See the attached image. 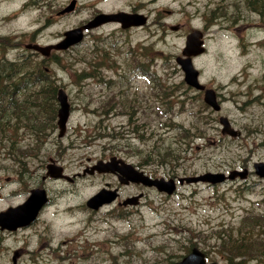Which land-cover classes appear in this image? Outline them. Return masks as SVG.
Listing matches in <instances>:
<instances>
[{"label":"rangeland","instance_id":"374dc122","mask_svg":"<svg viewBox=\"0 0 264 264\" xmlns=\"http://www.w3.org/2000/svg\"><path fill=\"white\" fill-rule=\"evenodd\" d=\"M22 1L0 0L2 38L21 40L23 33L48 44L98 12L123 10L146 19L129 29L105 23L56 52L38 91L23 89L16 99L27 115L5 114L19 121L13 143L19 159L6 157L2 140L0 211L22 203L33 188L45 189L50 202L29 226L0 231V264H12L15 251L16 264H171L191 245L207 261L226 264L225 247L234 239L242 246L231 250L239 255L232 262L263 263L254 241L264 237V179L253 165L264 162V0H76L73 11L60 15L70 0H47L21 12ZM191 30L203 35L204 50L192 62L200 82L216 91L218 110L184 83L175 62ZM48 82L62 87L70 103L67 131L60 137L56 118L53 127L37 118L44 123L41 132L30 124L31 96L48 98L39 91ZM221 115L235 137L223 130ZM4 131L15 135L12 127ZM111 155L165 178L248 172L213 184H178L171 195L130 184L121 187V196L143 191L138 205L122 208L113 202L90 209L85 201L105 182L118 181L82 172ZM48 163L71 180L47 175ZM219 235L230 241L223 245Z\"/></svg>","mask_w":264,"mask_h":264},{"label":"water","instance_id":"95a60500","mask_svg":"<svg viewBox=\"0 0 264 264\" xmlns=\"http://www.w3.org/2000/svg\"><path fill=\"white\" fill-rule=\"evenodd\" d=\"M75 0H72L70 4L61 12L69 11L73 9ZM107 21H119L122 24V27H127L131 24H143L145 22V17L139 14H129L122 11L116 13H100L97 14L93 20L84 24L81 27L71 29L64 33L65 39L56 45L49 46H38L34 45L33 48L39 50L43 54H48L49 49L53 48H66L69 44L78 41L81 38V30L83 28H90L97 26L103 22ZM142 21V22H141ZM127 22V23H126ZM175 27L172 26L171 29ZM68 43V44H67ZM65 44V45H63ZM36 46V47H35ZM204 47L202 46L201 40V32L198 30H192L187 36L185 41V47L182 50V54L185 57H176V61L180 64L183 72H184V81L188 86H192L196 89H203V86L198 81V71L193 67L191 56H196L202 53ZM56 99L59 103V107L57 109V121L56 124L58 126L59 132L58 136H62L65 130L66 121L69 115V103L67 101V95L62 90L59 89L56 93ZM204 100L210 104L214 109L218 110L219 105L215 99V94L211 89H206L204 94ZM220 123L223 124V130L229 133L232 136H236L238 133L230 127L229 121L226 117H220ZM48 173L54 177L61 176V167L55 166L53 164H48ZM255 173L261 177H264V162H259L254 164ZM55 169L57 172H53ZM97 171L98 173L104 172H113L117 174V177L121 183L135 182L141 183L145 186H154L158 191H163L168 194L172 193L175 188V182L173 179L165 180L163 178H150L145 175L142 171H138L134 168L130 163L125 162L121 158H117L112 156L107 161L99 160L92 166H90L87 170L89 173H93ZM236 172H232L230 177ZM242 177L246 175V171L239 173ZM208 179L211 182L215 183L224 179L223 174H204L193 177H185L187 182H194L197 180H205ZM183 179L179 178V182L182 183ZM32 196V198H31ZM117 196L116 190H107L106 188L100 189L96 194L87 199V206L97 209L103 203H109L113 201ZM35 197V198H34ZM31 198V200H30ZM43 199H45L44 191L40 189L31 190V195L29 196L28 201H31L25 214L17 215L14 211H17L18 208L22 206H17L15 208H8L6 211L0 213V228H8V229H16L20 225H24L29 223L32 220L38 209L40 208ZM137 200V196H133L124 200L122 203L125 205L127 203L134 204ZM38 206V208H37ZM32 209V210H31ZM13 260L15 261V256H13ZM174 264H217V263H205L203 260L202 253L198 250L193 249L190 254L184 257L180 262H176Z\"/></svg>","mask_w":264,"mask_h":264},{"label":"flooded vegetation","instance_id":"af4514ba","mask_svg":"<svg viewBox=\"0 0 264 264\" xmlns=\"http://www.w3.org/2000/svg\"><path fill=\"white\" fill-rule=\"evenodd\" d=\"M261 2L262 0H260V3ZM46 3L47 0H44L42 4H40L39 0H23L20 6L21 7L20 10L21 12H23V11H27L28 8L37 9L41 6L42 7L45 6ZM87 32H85V35ZM19 37L20 39L21 37L23 39L15 40L18 37H11L5 39L0 36V92H4V94L0 95V98L2 100L3 99L5 100L9 96L12 102L17 101L16 99L21 97V91L23 89L29 90L32 93L34 91L35 92L38 91L37 89H35V87H37L38 85L39 76L41 74L42 75L48 74L49 67L47 66V64L51 56L56 53L55 50H51L49 56L42 57L41 54L38 51L34 50L32 47V45L39 43L34 35L26 36L25 34L21 33ZM54 42H49L48 44ZM8 47H12L14 48V50L9 51ZM27 65H31V68L26 69L25 67ZM41 67L44 69V72L41 71ZM24 76H26V80H23ZM6 92H9L10 94H7ZM31 97L36 99L37 95L35 94ZM0 103L3 104V101H1ZM26 118H29V116H27ZM107 158H102V160H107ZM23 171L29 174L28 176L29 179L30 177H32V175L30 174L31 171H28L27 168H25ZM21 174L22 176H24L22 172ZM102 174L111 175L117 179L115 174L112 173H102ZM43 178L45 179V176H43ZM130 184L133 183H129L126 185H120L118 183L113 185L110 182H105V187L117 190V198L113 202H115L118 207H122V208L132 207V205L123 206L122 201L136 194H130V195L127 194L123 198L120 192L121 187H126ZM136 186H141V185L138 184ZM137 194H139V197L137 200H135L136 201L135 205L139 204L141 200L145 197V193L143 191H139ZM103 207L104 205H102L101 208Z\"/></svg>","mask_w":264,"mask_h":264},{"label":"trees","instance_id":"16d2710c","mask_svg":"<svg viewBox=\"0 0 264 264\" xmlns=\"http://www.w3.org/2000/svg\"><path fill=\"white\" fill-rule=\"evenodd\" d=\"M223 11H226L223 10ZM144 55L147 56L146 53H144ZM42 75H40L41 77ZM23 80H26V76L23 77ZM25 82V81H24ZM45 90V92L48 95V98H36L34 100H36V102H34V100H32L31 104H29V106H27V108H33L34 112L32 113V121L30 122V124H33L32 127L36 128L38 130V132H41L43 130V126L44 123L42 121L39 122L38 119L40 120H44L46 122H48L50 124L51 127H53L54 125V119L56 116V103H55V88L53 87V85L48 82L47 87H41V89L39 90L40 93H43ZM26 91V90H25ZM7 94H10L9 92H6ZM39 93V94H40ZM4 94V92H0V95ZM1 100V98H0ZM11 100L8 98V102H10ZM10 106L11 108H6ZM22 109H24V106L21 105ZM11 110V111H6V110ZM6 111V112H5ZM20 108H19V104H17L16 102H10V103H6L4 102L3 104L0 103V143L2 142V140H5L2 144V151L5 153L6 157H12V158H16L19 159L17 153H16V148L14 147V140L17 136L18 133V128L20 125L19 121L17 120H7V118L5 117V114H10L12 112V115H16L15 118H19L18 116H24V114L26 113L27 110H24V114H22V110L20 111L21 114H19ZM27 115V113L25 114ZM38 118V119H37ZM10 127H12L13 132L15 133V135H11L9 131H4L5 129H9ZM37 133V131H36ZM7 144H10V148L8 147L6 149ZM10 155H16V156H10ZM166 155V154H165ZM248 220H250L249 218H247ZM220 239H222V241L224 242L223 245H225L226 243H228L230 240H228L227 238L224 239V237L222 235L218 236ZM231 239V237H229ZM236 243H232L231 246H226L225 248L228 249V251L230 253L227 254V258H229V263L228 264H233L234 262H232V257L233 256H239L236 255L234 253H231V250H237L242 246V243H237L239 240H236ZM255 250L256 253L259 256H263L264 255V237L261 239H256L255 241ZM241 256H248L244 253H240ZM251 257V256H250ZM236 264V263H234Z\"/></svg>","mask_w":264,"mask_h":264}]
</instances>
